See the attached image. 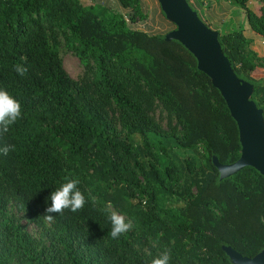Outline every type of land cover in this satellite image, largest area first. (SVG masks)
Here are the masks:
<instances>
[{
	"label": "trees",
	"instance_id": "trees-1",
	"mask_svg": "<svg viewBox=\"0 0 264 264\" xmlns=\"http://www.w3.org/2000/svg\"><path fill=\"white\" fill-rule=\"evenodd\" d=\"M120 1L143 19L137 0ZM232 2L264 37V0ZM218 42L264 120V79L251 76L256 55L244 30L218 32ZM62 44L84 68L80 85L63 69ZM0 89L22 111L0 135V146L15 145L0 155V264H151L166 251L169 264H233L226 247L247 258L264 251V176L248 166L220 178L213 159L238 161V127L179 41L131 30L122 15L80 0H0ZM154 102L180 125L181 149L202 146L204 165L145 157L142 146L158 129ZM69 174L87 202L46 226L49 196ZM10 204L43 228L46 243ZM114 211L133 224L118 240L108 235Z\"/></svg>",
	"mask_w": 264,
	"mask_h": 264
},
{
	"label": "water",
	"instance_id": "water-1",
	"mask_svg": "<svg viewBox=\"0 0 264 264\" xmlns=\"http://www.w3.org/2000/svg\"><path fill=\"white\" fill-rule=\"evenodd\" d=\"M158 1L167 17L178 27L177 32L166 36V40L179 41L194 55L198 70L211 79L237 124L240 158L231 165H222L214 158L213 164L220 178L232 176L248 166L264 176V120L261 110L250 100L252 86L235 76L221 51L218 33L200 20L186 0ZM224 251L233 264H264V251L253 258L243 257L229 247L224 248Z\"/></svg>",
	"mask_w": 264,
	"mask_h": 264
},
{
	"label": "rangeland",
	"instance_id": "rangeland-1",
	"mask_svg": "<svg viewBox=\"0 0 264 264\" xmlns=\"http://www.w3.org/2000/svg\"><path fill=\"white\" fill-rule=\"evenodd\" d=\"M155 2V12L157 14V17H152V19H146L145 21H143L134 15L131 8H117V5H121L120 0H80L82 6L93 7L97 11L106 9L111 13L122 15L124 20L126 21L128 28L131 30L142 31L149 35H164L166 38L167 35L171 36L174 32H177L178 27L176 23H174L167 17L159 1L155 0ZM224 2L226 3L225 6L223 3V7L225 8L224 10L229 11V14L221 15L220 17L222 19L219 20L221 22V26L227 27L226 31L228 32L234 29L231 26V23L236 19L234 17L235 14H233V12L231 13V10L238 9V7L234 5L232 0H224ZM145 4L149 5L148 3ZM203 5L206 6L207 3L205 4L203 2ZM189 8L191 7L189 6ZM191 10L193 9L191 8ZM158 20L165 21L167 26L163 28L161 25H159L160 23L158 22ZM242 22L243 23L239 25L238 29L244 30L245 37L248 40V47L256 55L257 66L251 73V76L254 79H264V37L261 34L252 30L248 25H246L244 20ZM205 25L207 26V24ZM59 41L64 43L63 37L60 36ZM59 55L62 61L64 71L73 81L80 85L82 77L84 75V68L79 62V59L73 53L69 52L63 44L59 48ZM244 83H246L247 85L249 84L247 82ZM152 109V115L158 125V129L157 132L150 133L148 135L149 145L146 147L142 146V152L146 154L145 157L150 158V153L159 152L161 157L166 160H171L175 164H180L184 159L193 158L196 161L197 165H204L206 162V154L202 146H198L197 148L192 150L181 149L178 145L177 139L175 138V136L181 135L180 125H178L172 117H169L167 115L166 111L162 108L159 103L154 102ZM107 111L108 115H110V117L112 118L114 117L113 120L117 122V119H115L118 117L117 112H112L113 110ZM117 127L119 128L118 125ZM133 140L136 144H139L141 147V143L143 141L141 137L135 136ZM162 147L165 152H163ZM12 203L13 202H11V204ZM10 205L9 211L17 217L19 223L24 227V229L29 232V234L36 240H40V243H46L43 228L37 225L34 221H32L31 218L27 216L25 211H19L15 205ZM111 210L113 211L112 208ZM44 221L46 226H50L51 223L49 221H46L45 219Z\"/></svg>",
	"mask_w": 264,
	"mask_h": 264
},
{
	"label": "clouds",
	"instance_id": "clouds-1",
	"mask_svg": "<svg viewBox=\"0 0 264 264\" xmlns=\"http://www.w3.org/2000/svg\"><path fill=\"white\" fill-rule=\"evenodd\" d=\"M14 70L18 75L25 76L28 72V67L18 63L15 65ZM21 117L20 103L6 90L0 89V135L7 133L10 127ZM10 151H15V145L0 146V155L7 156ZM79 184V179L71 178V174L66 176L64 183L50 194L51 204L45 209L43 219L52 222L56 215L64 216L66 211L71 213L81 211L87 201L78 187ZM108 219L111 224V230L108 235L113 240H118L133 228L131 221H126L123 215L115 211L109 214ZM169 260L170 254L166 251L157 258L152 259L151 264H169Z\"/></svg>",
	"mask_w": 264,
	"mask_h": 264
},
{
	"label": "crops",
	"instance_id": "crops-1",
	"mask_svg": "<svg viewBox=\"0 0 264 264\" xmlns=\"http://www.w3.org/2000/svg\"><path fill=\"white\" fill-rule=\"evenodd\" d=\"M138 1V6H139V11L143 15V20L145 21L146 19H152V17H157V14L155 12V0H137ZM189 6L196 11L198 14L200 20L202 19L203 22H206L207 26L210 27L213 31L217 32H223L226 31L227 27L221 26V22L219 19H222L220 16L221 15H228L229 11L224 10L225 8L223 7V3L225 6L224 0H186ZM203 2L207 5L204 6ZM145 3H148L149 5H146ZM119 4V3H118ZM120 6H116L117 8H127L124 7L122 2L120 1ZM209 8V9H208ZM211 8V9H210ZM106 10V9H105ZM108 11V10H107ZM144 12V13H143ZM235 14V20L231 23V26L234 29H238L239 25L243 23L242 21L245 20L243 13L241 10L238 9H232L231 13ZM147 14V16H146ZM201 20V21H202ZM163 28H165L166 22L162 20H158ZM233 29V30H234ZM158 35V34H157Z\"/></svg>",
	"mask_w": 264,
	"mask_h": 264
}]
</instances>
